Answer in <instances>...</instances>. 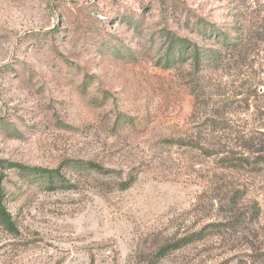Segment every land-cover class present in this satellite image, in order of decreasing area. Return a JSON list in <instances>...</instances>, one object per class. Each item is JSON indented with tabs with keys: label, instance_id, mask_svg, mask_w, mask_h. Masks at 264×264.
Listing matches in <instances>:
<instances>
[{
	"label": "rangeland",
	"instance_id": "374dc122",
	"mask_svg": "<svg viewBox=\"0 0 264 264\" xmlns=\"http://www.w3.org/2000/svg\"><path fill=\"white\" fill-rule=\"evenodd\" d=\"M200 19L236 24L240 47L167 65V35L220 48ZM196 133L204 151L163 142ZM219 142L264 149V0H0V190L17 227L0 225V264H264V156L228 169ZM211 223L221 233L157 258Z\"/></svg>",
	"mask_w": 264,
	"mask_h": 264
},
{
	"label": "trees",
	"instance_id": "16d2710c",
	"mask_svg": "<svg viewBox=\"0 0 264 264\" xmlns=\"http://www.w3.org/2000/svg\"><path fill=\"white\" fill-rule=\"evenodd\" d=\"M235 26L230 28L224 29H217L216 26L212 24L206 23L204 20L200 19V28H199V35L204 41L213 42L216 46H219V49H211L204 47L202 45L197 44L196 42H192L187 40L186 38H181L176 35H167V48L166 53L164 55V62L167 65H175V64H186L187 62H191L192 66H195L197 69H209L214 65H217L222 60V51H233L237 50L241 45V32L240 29ZM222 50V51H220ZM215 123L214 127L216 131L222 129L223 131L226 128H217L218 125L222 127L223 124L221 120H217L216 116H214ZM218 122V123H217ZM197 133L190 135L186 140L180 139H165L163 142L169 145H180V146H188L193 149H197L202 151L203 148L200 146V143L197 139ZM251 139H249L250 141ZM217 152L213 154L210 153L209 156L216 157V162L221 164L222 166L228 169H237L238 167H242L245 165H252L257 164L264 156V149L257 150L252 152L254 155L257 156H247L243 158L242 156H238V154L234 153L233 151L227 150L226 147L222 146L219 143L213 145ZM204 151V150H203ZM208 151L206 150L205 153ZM248 158V159H247ZM254 158L253 161L251 159ZM72 169H83L88 171H94L98 174L108 175L113 171L106 169L103 165L98 164L96 162L88 161V162H75L69 163ZM11 168H16L22 172V174H27L26 172L29 171L28 176L25 178H30V180L35 179H43L47 180L49 185H60L59 187H70L71 184L68 182L64 175L61 174L60 170H44L38 168H27L21 165H10ZM137 181V176L130 174L128 178L120 183H117V188L121 191H126L130 189L135 182ZM237 196L235 195L233 198L235 199ZM5 191L3 188L0 190V225L3 226L7 231L10 233H16L17 227L15 221L9 212L7 205L5 204ZM237 200V199H236ZM233 200V201H236ZM222 224H207L201 230L194 232L186 237L180 238L174 242H170L162 246L157 252V258L163 259L172 252L185 248L191 244L200 242L206 239L209 235H215L216 233H221L222 231Z\"/></svg>",
	"mask_w": 264,
	"mask_h": 264
}]
</instances>
